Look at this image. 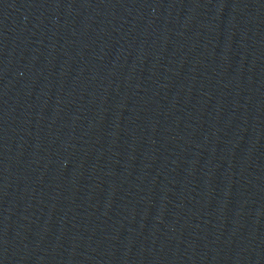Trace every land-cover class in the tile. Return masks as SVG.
Instances as JSON below:
<instances>
[{
    "label": "water",
    "instance_id": "95a60500",
    "mask_svg": "<svg viewBox=\"0 0 264 264\" xmlns=\"http://www.w3.org/2000/svg\"><path fill=\"white\" fill-rule=\"evenodd\" d=\"M0 264H264V0H0Z\"/></svg>",
    "mask_w": 264,
    "mask_h": 264
}]
</instances>
